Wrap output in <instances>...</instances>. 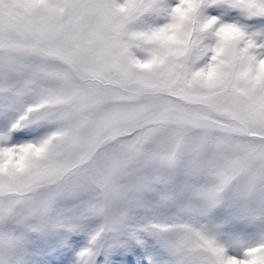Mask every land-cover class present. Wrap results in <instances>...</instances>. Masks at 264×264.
<instances>
[{
    "label": "snow or ice",
    "instance_id": "6c2138e0",
    "mask_svg": "<svg viewBox=\"0 0 264 264\" xmlns=\"http://www.w3.org/2000/svg\"><path fill=\"white\" fill-rule=\"evenodd\" d=\"M0 264H264V0H0Z\"/></svg>",
    "mask_w": 264,
    "mask_h": 264
}]
</instances>
